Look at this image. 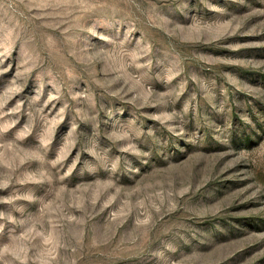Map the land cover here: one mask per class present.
Instances as JSON below:
<instances>
[{"label": "rangeland", "instance_id": "1", "mask_svg": "<svg viewBox=\"0 0 264 264\" xmlns=\"http://www.w3.org/2000/svg\"><path fill=\"white\" fill-rule=\"evenodd\" d=\"M0 264H264V0H0Z\"/></svg>", "mask_w": 264, "mask_h": 264}]
</instances>
